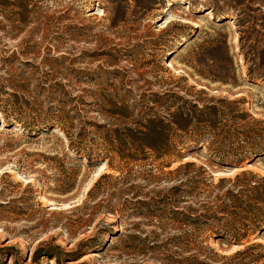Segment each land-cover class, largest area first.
<instances>
[{"label": "rangeland", "instance_id": "obj_1", "mask_svg": "<svg viewBox=\"0 0 264 264\" xmlns=\"http://www.w3.org/2000/svg\"><path fill=\"white\" fill-rule=\"evenodd\" d=\"M0 100H18L26 119L36 112L61 126L78 113L77 124L119 130L162 120L182 163L196 165L190 175L202 167L214 184L242 171L264 177L261 157L245 156L250 118L235 119L247 114L264 121V0H0ZM101 105L110 117L105 122L97 118ZM193 106L202 113L188 118L187 131L170 125L180 121V107L192 115ZM50 130L0 153V175L10 176L1 184L0 205L12 201L0 208V248H13L0 264H264V249L235 257L243 247L212 238L205 245L218 257L206 252L188 261L173 254L174 233L157 228L169 225L166 219L131 216L154 209L172 186L167 173L179 159H158L148 150L131 159L102 157L111 145L107 129L86 126L82 140L72 133L70 139L73 149L89 153L88 162L57 127ZM10 133L0 135V147L9 138L20 143L17 129ZM102 175L126 184L105 180L88 198ZM201 189L198 200L182 198L175 206H209L212 189ZM251 240L264 247V232ZM155 243L166 248L152 252ZM40 249L58 261L32 262Z\"/></svg>", "mask_w": 264, "mask_h": 264}, {"label": "trees", "instance_id": "obj_2", "mask_svg": "<svg viewBox=\"0 0 264 264\" xmlns=\"http://www.w3.org/2000/svg\"><path fill=\"white\" fill-rule=\"evenodd\" d=\"M193 106L194 114L190 115L183 111L182 107L177 110L178 119L169 121L171 126H174L178 131H187L190 123L188 118L195 116L198 118L202 113L201 109H195ZM22 109L24 107L16 101L0 100V135L11 132L14 128L17 129L21 141L19 144H13V139L9 138V142L3 144L0 147V153L6 150H12L15 145L18 147L24 143L29 144L32 141H38L41 139L42 134L48 136L51 132L50 129H56L63 133L66 140L69 142V148L78 156H82L86 161H90L91 156L84 151L85 149H73L70 139V133H72L76 139L82 140L85 137V127L92 126L96 132L107 129L106 132L110 136L105 137V141L109 145L105 155L102 157L112 158V154L119 159L135 158L139 157L145 150L152 152L158 159L175 158L179 159L180 163L173 171L167 173L168 180H171L172 186L161 196L160 199H156V206L151 211H135L131 216H151L160 220L166 219L169 225H158V229L161 232L170 230L174 233V236L169 239V244L175 249L173 254L186 255V260L196 259L198 257H205V253L209 252L215 257H218L214 250L207 247L205 244L212 238L214 240L225 241L227 245L243 247L242 251L236 252L233 256L243 255L253 249H264L261 244L253 243L251 237H259L264 232V177H258L249 171H242L235 175L232 179L220 178L214 184L211 179L206 180L202 177L203 168L198 167V173L196 175H190L189 169L196 168V165L191 162L182 163L181 159L184 156L170 145V137L167 134V129L162 120L149 119L145 120L142 125L136 128H123L119 130L117 128H106L108 124L102 125L93 124L92 122L79 123L80 114H75L71 117L66 126H61L56 119H44L42 115L36 112H31L32 117H22ZM97 111V118H100L102 122L107 121L110 117L104 114H109L104 109V106H99ZM118 111V109H115ZM213 110V117L216 118L218 113L215 108ZM26 112V111H25ZM28 114V113H27ZM116 114V113H113ZM199 114V115H198ZM198 115V116H196ZM250 118L249 128L245 132L247 139V159H255L261 157L264 161V121L251 118L249 115H241L235 117L240 120L241 118ZM54 120V121H53ZM178 121V122H177ZM74 122V123H73ZM180 122V123H179ZM185 123V124H183ZM199 123V122H197ZM19 127H16V126ZM17 133V134H18ZM240 136L242 133L237 132ZM196 147L202 145L200 141H193ZM232 145V142L230 143ZM114 146V147H113ZM190 154V153H188ZM54 161V159H49ZM18 164H22L21 160ZM5 163H1L0 167H3ZM170 168V164L167 165ZM17 171L21 173L22 167H19ZM10 178L8 172H4L0 175V195L5 192V188L1 189L2 182ZM172 178V179H171ZM113 179L115 183L121 181L122 184H126V179H120V177H111L107 175L100 176L93 184L92 188L88 191L87 197L90 198L94 189L99 187L105 180ZM14 188H20V184L10 185ZM201 186L208 189H212L211 193H208L207 198H212L211 202L207 205H201L195 203L196 207L180 208L175 205L182 204L179 200L187 198L191 200H198V197L204 195ZM186 188L187 190H183ZM131 189H134L132 187ZM130 189V190H131ZM30 190V185L27 184L23 193ZM224 190V191H223ZM132 199H137V195L131 193ZM12 201H6L8 206ZM145 206L144 204H142ZM171 206L170 210L167 207ZM78 210V208L71 209L70 212ZM168 212L164 215V212ZM137 212V213H136ZM24 213H21L23 215ZM112 216H118L117 211H111ZM118 218V217H117ZM120 222V217L117 219ZM117 223V222H116ZM209 234V235H208ZM128 239L134 240L136 236H127ZM167 241V242H168ZM149 250L152 252L165 249L164 245H152ZM129 249L134 250L133 247ZM13 250L12 246L0 248V262L8 259L11 255L9 252ZM168 252V251H166ZM47 257L54 258L57 262L58 259L46 249H40L32 257V262H36L38 258ZM256 262V261H255ZM254 263V262H252ZM14 264H18L17 261ZM190 264V263H188ZM255 264V263H254Z\"/></svg>", "mask_w": 264, "mask_h": 264}, {"label": "bare ground", "instance_id": "obj_3", "mask_svg": "<svg viewBox=\"0 0 264 264\" xmlns=\"http://www.w3.org/2000/svg\"><path fill=\"white\" fill-rule=\"evenodd\" d=\"M209 16H211V14H210V13H207V14L205 15V17H209Z\"/></svg>", "mask_w": 264, "mask_h": 264}]
</instances>
